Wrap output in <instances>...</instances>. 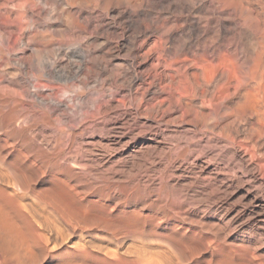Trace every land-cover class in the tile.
<instances>
[{"label": "rangeland", "instance_id": "rangeland-1", "mask_svg": "<svg viewBox=\"0 0 264 264\" xmlns=\"http://www.w3.org/2000/svg\"><path fill=\"white\" fill-rule=\"evenodd\" d=\"M4 1L0 264H264V0Z\"/></svg>", "mask_w": 264, "mask_h": 264}, {"label": "bare ground", "instance_id": "bare-ground-1", "mask_svg": "<svg viewBox=\"0 0 264 264\" xmlns=\"http://www.w3.org/2000/svg\"><path fill=\"white\" fill-rule=\"evenodd\" d=\"M3 1H4V0H3ZM7 1H8V0H6V2H7ZM19 1H20V2H18V1L16 0V2L19 3L18 6H21L20 3H21V1H23V0H19ZM27 1H28V0H27ZM4 2H5V1H4ZM6 2H5V3H6ZM8 2H9V1H8ZM10 2H12V1H10ZM16 2H15V3H16ZM23 2H24V1H23ZM5 3H4V4H5ZM7 4H9V3H7ZM23 4H27V3H23ZM22 7H23V6H22ZM7 11H8V10H7ZM8 12H9V11H8ZM16 13H17V12H16ZM0 50H4V49H0ZM4 53H5V52H4ZM4 56H5V55H4ZM0 58H1V57H0ZM2 60H3V59H2ZM5 61H6V60H5ZM183 74H184V73H183ZM171 99H172V98H171ZM172 100H174V99H172ZM174 101H175V102H179V100H178L177 98H176V100H174ZM174 101H173V103H174ZM171 102H172V101H171ZM171 102L169 101V105L167 104L168 107L165 108L168 112L171 110V105H170ZM0 103H2V102H0ZM181 104H182V103H181ZM185 104H186V103H185ZM0 105H1V104H0ZM176 105H177V104H176ZM179 107H180V106H179ZM23 108H24V107H23ZM165 109H164V110H165ZM172 110H173V109H172ZM180 110H182V112L180 113V115H178V116H176V117H173V116L171 115L172 117L170 116L167 120H165V121H166V124H167V123H171V122H176V121H178V120H183V119H184L185 117H187V115H189V114H193V113L196 114V113H198V112L196 111V109L194 108L192 102H191V103H187L186 105L182 106V108H181ZM159 111H161V109H160ZM159 111H158V112H159ZM174 111H175V110H174ZM154 112H155V111H154ZM154 112H153V113H154ZM156 112H157V111H156ZM161 113H162V112H161ZM199 113H200V112H199ZM168 114H169V113H168ZM193 115H194V114H193ZM197 115H198V114H197ZM204 115H205V113H204ZM130 116H131V115H130ZM154 116H155V114H154ZM157 116H158V115H157ZM199 116H200V115H199ZM205 116H207V115H205ZM155 117H156V116H155ZM164 117H165V116H164ZM166 117H167V116H166ZM201 117H202V113H201ZM24 118H25V117H24ZM35 119H36V118H35ZM105 121H106V120H105ZM165 121H164V122H165ZM115 122H116V121H115ZM131 122H132V121H131ZM134 122H135V121H133V123H134ZM141 123H142V122H141ZM141 123H140V124H141ZM124 124L127 125V126L129 127V123H128V120H127V119H126V121H125ZM130 124H131V123H130ZM133 125H134V124H133ZM5 126H6V125H5ZM114 126H115V125H114ZM6 127H7V126H6ZM110 127H111V126H110ZM109 129H110V128H109ZM139 129H140V130H139ZM139 129H138V130H139V133L142 134V133L148 132V131L150 130V126H149V125H146V124L144 123V124L139 125ZM104 130H105V129H104ZM111 130H112V129H111ZM119 130H120V129H119ZM116 131H117V130H116ZM122 131H123V130H122ZM105 132H106V131H105ZM104 134H105V133H104ZM119 134H120V133H119ZM108 135H109V134H108ZM115 135H116V134H115ZM71 140H72V139H71ZM68 144H69V142H68ZM64 145H65V144H64ZM124 145H125V144H124ZM62 146H63V145H62ZM70 146H72V144H71ZM73 146H74V145H73ZM78 146H79V145H78ZM33 147H34V146H33ZM74 147H75V146H74ZM106 147H108V146H106ZM28 148H29V147H28ZM28 148H27V149H28ZM30 148H31V147H30ZM68 148H69V147H68ZM68 148H67V149H68ZM70 148H71V147H70ZM70 148H69V149H70ZM99 148H100V147H99ZM75 149H76V148H75ZM109 149H110V148H109ZM36 150H37V149H36ZM49 150H50V149H49ZM110 150H111V149H110ZM138 150H139V149H138ZM138 150H137V152L139 153L140 151H138ZM143 150H144V149H143ZM179 150H180L179 153H177L178 157L181 158V160L186 161V160H187V152H188L187 147L184 146L182 149H179ZM38 151H39V149H38ZM60 151H62V150L60 149L59 152H60ZM66 151H67V150H66ZM30 152L33 153L34 151L32 150V151H30ZM35 152H36V151H35ZM44 152H46V151H44ZM110 152H111V151H110ZM53 153L56 154V152H54V151H53ZM130 153H131V152H130ZM130 153H127V154H130ZM174 153H175V152H174ZM174 153H173V155H174ZM29 154H30V153H29ZM36 154H37V153H36ZM39 154H40V153H39ZM43 154H44V153H43ZM47 154H48V152L46 153V155H47ZM51 154H52V153H51ZM140 154H141L142 156H144L145 153L142 152V153H140ZM165 154H167V153H165ZM40 155H41V154H40ZM53 155H54V154H53ZM53 155H51V156L53 157ZM131 155H132V154H131ZM136 155H137V154H136ZM169 155H170V154H169ZM48 156H49V155H48ZM56 156H57V155H56ZM138 156H139V155H138ZM32 157H33V156H32ZM41 157H42V156H41ZM46 157H47V156H46ZM129 157H130V156H129ZM129 157H127V158H129ZM161 157H162V156H161ZM164 157H165V156H164ZM37 158H38V157H37ZM42 158H43V157H42ZM121 158H122V157H121ZM125 158H126V157H125ZM130 158H131V157H130ZM35 159H36V158H35ZM38 159H39V158H38ZM44 159H46V158H44ZM48 159H49V158H48ZM53 159H56V157L53 158ZM53 159H52V160H53ZM173 159H174V158H173ZM33 160H34V158H33ZM50 160H51V159H50ZM121 160H122V159H121ZM125 160H126V159H125ZM132 160H133V159H132ZM136 160H137V159H136ZM119 161H120V160H119ZM165 161H167V162H169V163L172 162V161H171V158H169V156L166 157V160H165ZM170 161H171V162H170ZM176 161H177V160H176ZM116 162H118V161L116 160L115 163H116ZM122 162H124V161H122ZM125 162H127V160H126ZM135 162H136V161H135ZM135 162H134V163H135ZM181 162H182V161H181ZM164 163H165V162H164ZM46 164H48V163H46ZM118 164H119V163H118ZM124 164H125V163H124ZM124 164H123V165H124ZM135 164H137V163H135ZM181 164H182V163H181ZM119 165H120V164H119ZM168 165H169V164H168ZM134 167H135V165H134ZM168 167H169V166H168ZM46 168H47V167H46ZM127 173H129V172H127ZM129 174H130V173H129ZM37 175H38V174H37ZM126 175H127V174H126ZM34 176H35V174H34ZM126 177H127V176H126ZM126 177H125V178H126ZM130 179H131V178H130ZM136 179H137V178H136ZM138 179H139V178H138ZM138 179H137V180H138ZM55 182H56V181H55ZM58 182H59V181H57V183H58ZM63 182H64V181H62V183H63ZM129 182H130V180L127 181V183H129ZM135 182H136V181H135ZM60 183H61V182H59V184H60ZM62 183H61V184H62ZM104 183H105V182H104ZM131 183H132V181H131ZM138 183H139V182H138ZM63 184H64V183H63ZM65 184H67V183H65ZM65 184H64V185H65ZM108 184H109V183H108V181H107V185H108ZM55 185H56V183H55ZM64 185H63V186H64ZM67 185H68V184H67ZM129 185H130V184H129ZM132 185H133V184H132ZM132 185H131V186H132ZM56 186H57V188L54 189V190H57V189L59 190L58 185H56ZM59 186H60V185H59ZM89 186H90V185H89ZM134 186H135V185H134ZM53 187L55 188L54 185H53ZM65 187H66V185H65ZM93 187H94V185H93ZM111 187H113V186H111ZM124 187H125V186H124ZM135 187H136V186H135ZM135 187H134V188H135ZM51 188H52V186H51ZM62 188H63V187H62ZM83 188H84V187H83ZM85 188H86V187H85ZM108 188H109V187H108ZM66 189H67V188H66ZM69 189H70V188H69ZM112 189H113V188H112ZM58 190H57V191H58ZM61 190H62V189H61ZM61 190L58 191L59 194H60V191H61ZM105 190H106V189H105ZM114 190H115V188H114ZM132 190H133V189H132ZM57 191H55V193H56ZM62 191H63V190H62ZM62 191H61V192H62ZM65 191H66V190H65ZM65 191H64V192H65ZM71 191L73 192V190H71ZM71 191H70V192H71ZM103 191H104V190H103ZM112 191H113V190H112ZM115 191H116V190H115ZM115 191H114V192H115ZM135 191H136V190H135ZM139 191H140V190H139ZM51 192H52V191H51ZM51 192H50V193H51ZM114 192H112V193H114ZM116 192H117V191H116ZM52 193H53V192H52ZM76 193L78 194V191H77ZM108 193L111 194V192H108ZM120 193H121V192H120ZM127 193H129V192H127ZM61 194H62V193H61ZM64 194H65V196H66V193H63V195H64ZM68 194H69V191H68ZM68 194H67V195H68ZM118 194H119V192H118ZM129 194H130V193H129ZM52 195H53V194H52ZM63 195H62V196H63ZM65 196H64V198H65ZM68 196H69V195H68ZM56 197H57V195H56ZM76 197H77V195H76ZM146 197H147V196H146ZM61 198H62V197H61ZM160 198H161V197H160ZM160 198H159V200H160ZM59 199H60V197H59ZM76 199H77V198H75V200H76ZM80 199H81V198H80ZM88 199H89V198H88ZM151 199H152V198H151ZM165 199H167V198H165ZM56 200H58V199H56ZM77 200H78V199H77ZM115 200H116V198H115ZM118 200H119V199H118ZM123 200H125V199H123ZM165 201H167V200H165ZM73 202H74V201H73ZM89 202H90V201H89ZM143 202H144V201H143ZM145 202H146V201H145ZM66 203H67V201H66ZM68 203H69V202H68ZM114 203H115V202H114ZM118 203H119V202H118ZM155 203H156V202H155ZM162 203H163V202H162ZM162 203H161V204H162ZM93 204H94V203H93ZM146 204H147V203H146ZM165 204H166V203H165ZM170 204H171V203H170ZM68 205H69V204H68ZM143 205H144V204H143ZM159 205H160V204H159ZM166 205H168V204H166ZM58 206H59V204H58ZM79 206H82V205H79ZM96 206H98V205H96ZM71 207H72V206H71ZM86 207H87V206H86ZM99 207H100V205H99ZM106 207H108V206H106ZM139 207H140V206H139ZM167 207H168V206H167ZM170 207H171V206H169V208H170ZM63 208H64V207H63ZM67 208H68V207H67ZM73 208H74V207H73ZM87 208H88V207H87ZM114 208H115V207H114ZM172 208H173V207H172ZM68 209H69V208H68ZM77 209H78V208H77ZM80 209H82V208H79V210H80ZM89 209L91 210V206H90ZM92 209L94 210L95 208H92ZM98 209H100V208H98ZM134 209H136V208H134ZM159 209H160V208H159ZM173 209L176 210V208H173ZM177 209H178V208H177ZM71 210H72V209H71ZM79 210H78V212H79ZM82 210L84 211V210H87V209H84V208H83ZM82 210H81L80 212L83 214V211H82ZM93 210H92V211H93ZM120 210H121V209H120ZM130 210H131V209H130ZM139 210H140V209H139ZM156 210H157V209H156ZM178 210L180 211V210H182V209H178ZM67 211H68V210H67ZM75 211H76V210H75ZM87 211H88V210H87ZM107 211H109V210H107ZM111 211H112V210H111ZM132 211H134V210H132ZM132 211H131V212H132ZM136 211H137V210H136ZM48 212H49V210H48ZM84 212H85V211H84ZM94 212H96V211H94ZM137 212H138V211H137ZM156 212H157V211H156ZM81 213H80V214H81ZM87 213H90V211L86 212V214H87ZM97 213H98V212H97ZM101 213H103V214L105 215L104 212H100V214H101ZM110 213H111V212H110ZM115 213H116V212H115ZM46 214H47V213H46ZM91 214H92V213H90V215L88 214V216H91ZM95 214H96V213H95ZM95 214H94V216H95ZM129 214H131V213H129ZM162 214H163V213H162ZM178 214H179V213H178ZM110 215H111V214H110ZM112 215H113V214H112ZM120 215H121V214H120ZM125 215H126V214H125ZM132 215H133V214H132ZM146 215H147V214H146ZM83 216H84V214H83ZM88 216H86V217H88ZM105 216H106V215H105ZM134 216H135V214H134ZM147 216H148V215H147ZM80 217H81V216H80ZM92 217H93V216H92ZM92 217H91V219H90V218H86V219H90V220L93 221ZM96 217H97V219H98L99 221H102V222H104V223H105V221H106V223H109V220L107 219V216H106V217H103V216L100 215V217H98V215H97ZM96 217H95V219H96ZM108 217H109V216H108ZM114 217H115V216H114ZM126 217H127V216H126ZM129 217H130V216H129ZM150 217L153 218L152 216H150ZM181 217H182V214H181ZM183 217H184V216H183ZM183 217H182V218H183ZM55 218H56V217H55ZM109 218H110V217H109ZM119 218H120V217H119ZM142 218H143V217H142ZM97 219H96V220H97ZM114 219H116V218H114ZM120 219H121V218H120ZM58 220H59V219H58ZM90 220H87V221H90ZM98 220H97V221H98ZM110 220H111V219H110ZM131 220L134 221V219H131ZM146 220H147V219H146ZM156 220H157V219H156ZM156 220H155V221H156ZM50 221H51V220H50ZM85 221H86V220H85ZM94 221H95V220H94ZM94 221H93V223H94ZM99 221H98V222H99ZM115 221H116V220H115ZM117 221L119 222L118 219H117ZM137 221H138V220H137ZM139 221H140V220H139ZM42 222H43V221H42ZM57 222H60V221H57ZM127 222H131V221H127ZM134 222H135V221H134ZM55 223H56V222H55ZM89 223H91V222H88V224H89ZM93 223H91V227H92V225H94ZM104 223H102V224L104 225ZM106 223H105V224H106ZM111 223H112V222H110V225L108 224L109 226H108V225H107V226L110 227V226L112 225ZM122 223H124V222H122ZM132 223H133V222H131V224H132ZM139 223H140V222H139ZM46 224H47V223H46ZM88 224H87V225H88ZM95 224H98V223H95ZM114 224H115V223H114ZM116 224H117V223H116ZM119 224H120V223H119ZM119 224H118V225H119ZM127 224H130V223H127ZM52 225H53V223H52ZM59 225H60V224H59ZM59 225H58V226H59ZM84 225H85V224H84ZM99 225H101V224H99ZM120 225H121V224H120ZM123 225H124V224H123ZM123 225H121V226H123ZM137 225H138V224H137ZM43 226H47V225H43ZM53 226H54L53 230H54V229L56 230V229H57V226H56V228H55V225H53ZM53 226H52V227H53ZM107 226H106V228H105V226H104V228L101 227V226H99V227H100V229L103 228V230L106 231V230L108 229ZM112 226H114V225H112ZM121 226H119V228H121ZM140 226H141V225H140ZM59 227H60V226H59ZM61 227H62V228L64 227V226H63V223H62V226H61ZM81 227H82V226H81ZM86 227H87V226H86ZM99 227H98V228H99ZM114 227H115V226H114ZM114 227H112L111 231L113 230ZM116 227L118 228V226H116ZM130 227H131V226H130ZM134 227H135V226H134ZM152 227H153V226H152ZM43 228H44V227H43ZM45 228H46V227H45ZM47 228H48V227H47ZM96 228H97V227H96ZM110 228H111V227H110ZM110 228H109V229H110ZM127 228H129V227H127ZM139 228H140V227H139ZM139 228H138V229H139ZM171 228H172V227H171ZM40 229H41V228H40ZM49 229L52 230L51 226L49 227ZM67 229H68V228H67ZM72 229H73V228H72ZM132 229H133V228H132ZM136 229H137V228H136ZM143 229H144V228H143ZM143 229H142V230H143ZM45 230H47V229H45ZM60 230H61V229H60ZM63 230H64V229H63ZM63 230H62V231H63ZM80 230H81V229H80ZM114 230H115V229H114ZM117 230H119V229H117ZM124 230H125V229H124ZM134 230H135V229H134ZM34 231H35V230H34ZM36 231H37V230H36ZM36 231H35V232H36ZM41 231H42V230H41ZM43 231H44V230H43ZM62 231H61V233H62ZM67 231H68V230H67ZM115 231H116V230H115ZM131 231H132V230H131ZM153 231H154V230H153ZM171 231H172V230H170V232H171ZM38 232H40V231H38ZM38 232H37L36 234H38ZM46 232H47V231H46ZM63 232H64V231H63ZM121 232H122V231H121ZM121 232H120V235H121ZM133 232H134V231H133ZM140 232H141V231H140ZM147 232H148V231H147ZM162 232H163V231H162ZM162 232H160V233H162ZM166 232H167V231H166ZM178 232H179V231H178ZM180 232H181V231H180ZM51 233H52V231H51ZM66 233H67V235H68L69 232H66ZM66 233H64V235H65ZM83 233H84V232H83ZM83 233H82V234H83ZM129 233H130V232H129ZM164 233H165V232H164ZM167 233H168V232H167ZM59 234H60V231H59ZM84 234H85V233H84ZM86 234H87V233H86ZM88 234H89V233H88ZM90 234H94V233H90ZM98 234H99V233H98ZM123 234H125V233H123ZM157 234H158V233H157ZM42 235H43V234H42ZM45 235H46V234H45ZM61 235H62V234H61ZM94 235H95V234H94ZM102 235H103V234H102ZM135 235H137V234H135ZM140 235H141V234H140ZM149 235H150V234H149ZM154 235H155V234H154ZM160 235H161V234H160ZM165 235H166V234H165ZM169 235H170V234H169ZM80 236H81V235H80ZM98 236H99V235H98ZM100 236H101V235H100ZM132 236H134V235H132ZM138 236H139V235H138ZM151 236H152V235H151ZM151 236H150V237H151ZM38 237H40V233H39ZM62 237H63V236H62ZM81 237H82V236H81ZM90 237H91V236H90ZM139 237H140V236H139ZM170 237H171V236H170ZM64 238H65V237H64ZM64 238H63V241L65 240ZM101 238H102V240H103V238H105V237H101ZM106 238H107V234H106ZM116 238H118V237H116ZM145 238H146V237H145ZM153 238H154V237H153ZM175 238H177V237H175ZM175 238H174V239H175ZM178 238H180V237H178ZM178 238H177V239H178ZM108 239H109V238H108ZM121 239H122V238H121ZM121 239H120V240H121ZM126 239H127V238H126ZM133 239H135V237H134ZM151 239H152V238H151ZM155 239H156V238H155ZM158 239H160V238H158ZM164 239H165V238H164ZM177 239H176V240H177ZM183 239H184V238H183ZM83 240H84V239H83ZM87 240H88V239H87ZM116 240H117V239H116ZM129 240H130V239H129ZM142 240H144V238H143ZM160 240H161V239H160ZM160 240H159V242H160ZM178 240H179V239H178ZM180 240H181V239H180ZM187 240H188V239H186V241H187ZM88 241H89V240H88ZM90 241H91V240H90ZM99 241H100V240H99ZM106 241L109 242V240H106ZM112 241H113V240H112ZM123 241H124V240H123ZM132 241H133V240H132ZM139 241H140V240H139ZM155 241H156V240H155ZM166 241H167V240H166ZM170 241H171V240H170ZM172 241H173V240H172ZM186 241H185V242H186ZM25 242H26V241H25ZM118 242H119V241H118ZM135 242H136V241H135ZM137 242H138V240H137ZM140 242H141V241H140ZM143 242H146V241H143ZM147 242H148V241H147ZM150 242H151V241H150ZM150 242H148V244H149ZM152 242H154V240H152ZM152 242H151V243H152ZM161 242H162V241H161ZM200 242H201V241H200ZM200 242H198V243H200ZM80 243H81V242H80ZM97 243H98V242H97ZM103 243H104V242H103ZM109 243H110V242H109ZM114 243L116 244V242H114ZM151 243H150V244H151ZM155 243H156V242H155ZM157 243H158V242H157ZM157 243H156V244H157ZM164 243H165V242H164ZM166 243H167V242H166ZM166 243H165V244H166ZM170 243H171V242H170ZM173 243H174V242H173ZM77 244H78V243H77ZM77 244H76V245H77ZM81 244H82V243H81ZM83 244H90V243L87 242V243H83ZM94 244H95V242H94ZM94 244H92V245H94ZM120 244H121V243H120ZM120 244H119V245H120ZM124 244H125V243H124ZM129 244H130V243H129ZM135 244H136V243H135ZM135 244H134V245H135ZM137 244H138V243H137ZM137 244H136V246H137ZM140 244H141V243H140ZM142 244H143V243H142ZM142 244H141V245H142ZM158 244H159V243H158ZM161 244H163V243H161ZM165 244H164V245H165ZM168 244H169V243H167V245H168ZM175 244H176V243H175ZM175 244H174V245H175ZM178 244H179V243H178ZM181 244H182V243H181ZM186 244H187V243H186ZM76 245L73 244V246H75V247H76ZM98 245H99V244H98ZM98 245H97V246H98ZM100 245H101V244H100ZM100 245H99V249H100ZM107 245H108V244H107ZM117 245H118V244H117ZM117 245H116V246H117ZM121 245H122V244H121ZM132 245H133V244H132ZM145 245H146V244H145ZM167 245H166V246H167ZM172 245H173V244H172ZM172 245H169V248H170V246L172 247ZM183 245H184V244H183ZM77 246H79V244H78ZM89 246H90V245H89ZM94 246H95V245H94ZM97 246H96V247H97ZM102 246H103V245H102ZM102 246H101V247H102ZM136 246H134V247H136ZM143 246H144V245H143ZM146 246H147V245H146ZM146 246H144V247H146ZM148 246H149V245H148ZM199 246L201 247V245H199ZM203 246H204V245H203ZM203 246H202V247H203ZM84 247H86V246H83V247H82V245H81V248H82L83 252H84V249H83ZM96 247H93V248L95 249ZM110 247H111V246H110ZM138 247H139V246H138ZM144 247H143V248H144ZM150 247H151V246H150ZM150 247H149V248H150ZM159 247H160V246H159ZM159 247H158V248H159ZM175 247H176V246H175ZM104 248L108 249V247H105V246H104L102 249H104ZM114 248H116V247L113 246L112 249L114 250ZM131 248H132L131 246H130V248L127 247V248H125V250H129V252H130V251H131V250H130ZM140 248H142V247H140ZM140 248H139V249H140ZM147 248H148V247H147ZM154 248H155V247H154ZM160 248H161V247H160ZM160 248H159V249H160ZM176 248H177V247H176ZM180 248H181V247H180ZM180 248H179V246H178V249H180ZM75 249H76V248H74V250H75ZM85 249H86V248H85ZM88 249H89V248H88ZM96 249H98V248H96ZM99 249H98V250H99ZM118 249H119V248H118ZM121 249H122V248H121ZM136 249H137V248H136ZM136 249H133L134 252H133V251H132V252H133V253H137V251H135ZM144 249H145V248H144ZM170 249H171V248H170ZM170 249H168V250H170ZM174 249H175L174 247H173V250L171 249V251H174V252H172V253H174V254H175V252H176V254H177V252L179 253L180 250H179V251H175ZM178 249H177V250H178ZM201 249H202V248H201ZM17 250H18V248H17ZM70 250H71V249H70ZM77 250H78V249H77ZM98 250H97V251H98ZM116 250H117V249H116ZM137 250H138V249H137ZM146 250H147V249H146ZM148 250H149V249H148ZM150 250L154 251V250H153V247H152V249H150ZM183 250H184V249H183ZM15 251H16V250H15ZM104 251H105V250H103L102 253H104ZM109 251H110V250L108 249V255L111 254V253H113V251H110V253H109ZM123 251H124V250H123ZM156 251H157V250H156ZM159 251H161V249H160ZM17 252L19 253V251H16V255H17ZM85 252H86V250H85ZM121 252H122V251H121ZM121 252H120V253H121ZM147 252H148V251H147ZM154 252H155V251H154ZM74 253H75V252H74ZM143 253H144V250H143ZM148 253H151V251L148 252ZM152 253H153V252H152ZM152 253H151V254H152ZM155 253H156V252H155ZM163 253H165V250H164ZM181 253H182V252L179 253V257H180V259H181V256H180ZM183 253H184V251H183ZM19 254H20V253H19ZM62 254H64V253H62ZM72 254H73V253H72ZM84 254H85V253H84ZM105 254H106V253H105ZM114 254H115V250H114ZM117 254H119V253H117ZM117 254H116V255H117ZM124 254L132 255V253H130V254H129V253H124ZM140 254H141V251H140ZM151 254H150V255L148 254V255H149V256H148L149 258H151ZM158 254H159V253H158V251H157V255H158ZM160 254L162 255V253H160ZM160 254H159V255H160ZM76 255H77V253H76ZM106 255H107V254H106ZM121 255H122V254H121ZM135 255H136V254H135ZM152 255H153V256H157V255H154V254H152ZM165 255H169V253L167 254V252H166ZM170 255H171V254H170ZM170 255L167 257L168 259H169ZM185 255H186V254H185ZM14 256H15V255H14ZM17 256H18V255H17ZM66 256H67V255H66ZM69 256H70V255H69ZM71 256H72V255H71ZM80 256H81V255H80ZM86 256H87V255H86ZM91 256H92V254H91ZM91 256H87V258H88V257H91ZM109 256L111 257L112 254L109 255ZM113 256H115V255H113ZM119 256H120V255H119ZM119 256H117L116 258H119ZM132 256H133V255H132ZM139 256H140V255H139ZM142 256H143V255H142ZM171 256H173V255H171ZM175 256H176V255H175ZM177 256H178V255H177ZM182 256H184V255H182ZM186 256H187V255H186ZM186 256H184V258H185ZM84 257H85V256H84ZM92 257H93V256H92ZM94 257H95V256H94ZM100 257H101V256H100ZM130 257H131V256H130ZM157 257H158V256H157ZM162 257H163V260H162L160 257H158V259H157V260H160V263H159V261L157 262V260H155L156 257H155V258L153 257L152 261L154 262V264H157V263L161 264V262H162V261H165L164 259H166L165 264H167V262L169 263V261H167L168 259H167V258H164V257H166V256L163 255ZM224 257H225V256H224ZM16 258L18 259V257H16ZM65 258H66V257H65ZM68 258H69V257H68ZM71 258H72V257H71ZM76 258H78V257H76ZM80 258L82 259L83 257H80ZM101 258H102V257H101ZM121 258H122V257H121ZM121 258H120V259H121ZM149 258H148V259H149ZM171 258L175 259L174 257H170V259H171ZM186 258H187V257H186ZM247 258H248V257H247ZM72 259H73V258H72ZM72 259H70V260H72ZM74 259H75V258H74ZM89 259H90V258H89ZM94 259H95V258H94ZM94 259H93V260H94ZM125 259H126V258H125ZM125 259H124V262L129 261V260H127V259H126V260H127V261H126ZM129 259H130V258H129ZM137 259H138V261H139L140 258L137 257L136 260H137ZM142 259H143V257H142ZM145 259L148 260V259L146 258V256L144 255V260H145ZM170 259H169V260H170ZM67 260H68V259H67ZM96 260H98V259H96ZM110 260H111V259H110ZM121 260H122V259H121ZM150 260H151V259H150ZM176 260H177V259H176ZM178 260H179V258H178ZM228 260H229V259H228ZM245 260H246V259H245ZM61 261H62V260H61ZM64 261H66V260H64ZM76 261H77V260H76ZM85 261H87V260H85ZM85 261H83V262L85 263ZM91 261H92V259H91ZM94 261H95V260H94ZM148 261H149V260H148ZM152 261H149L148 264H149L150 262H152ZM181 261H182V260L179 261L180 264H182ZM183 261H184V260H183ZM186 261H187V260H186ZM68 262H69V261H68ZM73 262H74V261H73ZM92 262H93V261H92ZM97 262H98V261H97ZM104 262H105V261H104ZM119 262H120V260H119ZM122 262H123V261H122ZM140 262H141V261H140ZM173 262H174V260H173ZM176 262H177V261H176ZM179 262H178V263H179ZM64 263H65V262H64ZM80 263H81V262H80ZM84 263H83V264H84ZM93 263H94V262H93ZM99 263H100V262H99ZM102 263H103V262H102ZM134 263H135V262H134ZM171 263H172V262H171ZM184 263H185V262H184ZM184 263H183V264H184ZM70 264H73V263H70ZM86 264H87V263H86ZM88 264H91V263H88ZM94 264H95V263H94ZM97 264H98V263H97ZM105 264H106V263H105ZM141 264H143V263H141ZM163 264H164V262H163Z\"/></svg>", "mask_w": 264, "mask_h": 264}]
</instances>
